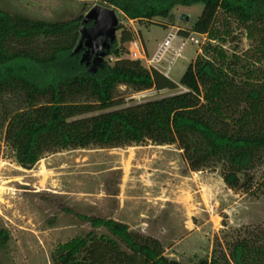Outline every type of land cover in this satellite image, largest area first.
I'll return each instance as SVG.
<instances>
[{"label":"trees","instance_id":"trees-1","mask_svg":"<svg viewBox=\"0 0 264 264\" xmlns=\"http://www.w3.org/2000/svg\"><path fill=\"white\" fill-rule=\"evenodd\" d=\"M101 1L130 20L163 26L155 18H169L177 6L203 3L190 30L179 34L226 41L215 28L222 11L246 27L255 44L254 65L240 73L221 46L208 44L175 82L125 56L124 44L134 33L122 26L120 44L115 42L106 56L114 62L105 58L87 65L74 52L84 13L54 21L0 6V133L17 162L32 167L46 154L67 149L178 143L193 171L220 164L231 188L264 195V0ZM120 86L133 94L175 92L117 108L124 103ZM89 221L106 232L91 230L60 244L53 264H183L166 255L160 239L124 222ZM8 241V232L0 230V251ZM189 264H264V228L247 227L227 241L226 250L218 242L211 257Z\"/></svg>","mask_w":264,"mask_h":264},{"label":"rangeland","instance_id":"rangeland-1","mask_svg":"<svg viewBox=\"0 0 264 264\" xmlns=\"http://www.w3.org/2000/svg\"><path fill=\"white\" fill-rule=\"evenodd\" d=\"M95 5L109 7L101 0H0V6L12 12L54 21L85 15ZM203 7V3L177 6L169 18H155L167 26L130 20L109 7L120 21L116 43L120 44L122 29L131 30L150 57L169 32L190 30ZM215 28L226 41L195 32L189 38L178 35L162 71L171 66L170 78L179 82L208 44L221 46L240 73L254 65L255 44L244 25L220 11ZM124 47L129 51L133 44ZM125 56L130 57V51ZM141 61L148 67L145 59ZM174 92L152 89L133 94L120 86L124 103L117 108ZM0 144V230L9 235L0 251L3 264H53L52 254L60 244L91 230L106 232L91 225L94 217L121 221L133 231L160 239L166 255L183 264L211 257L218 242L226 250L227 241L247 227L264 228L263 194L231 188L220 164L193 171L178 143L67 149L46 154L32 167L17 162L1 133Z\"/></svg>","mask_w":264,"mask_h":264},{"label":"water","instance_id":"water-1","mask_svg":"<svg viewBox=\"0 0 264 264\" xmlns=\"http://www.w3.org/2000/svg\"><path fill=\"white\" fill-rule=\"evenodd\" d=\"M90 21L93 22V26L88 29L86 24ZM119 24V17L115 9L95 5L84 16L79 44L74 52L79 53L85 45L88 50L93 48L97 53L96 58L100 62L104 61L109 54L111 46L117 41L116 34ZM98 46L102 50L100 53L97 52ZM86 54L87 52L84 53L82 61L85 60Z\"/></svg>","mask_w":264,"mask_h":264},{"label":"built area","instance_id":"built-area-1","mask_svg":"<svg viewBox=\"0 0 264 264\" xmlns=\"http://www.w3.org/2000/svg\"><path fill=\"white\" fill-rule=\"evenodd\" d=\"M180 32V29L172 30L169 32L168 36L159 44L158 48L156 49L155 53L147 57L145 51L141 48L138 41H132L133 47L130 48V57L133 59H145L148 63V67H154L160 71L162 69L160 66H162V62L166 60V57L169 55V53L172 50L173 47V41L177 39ZM184 37V36H182ZM190 37V36H189ZM188 37V38H189ZM186 38V37H185ZM184 40L182 41V44H184ZM174 52H177V56L181 55L179 51L175 50ZM166 76L170 77L171 73V66H169L166 71H162ZM142 93V92H140Z\"/></svg>","mask_w":264,"mask_h":264},{"label":"flooded vegetation","instance_id":"flooded-vegetation-1","mask_svg":"<svg viewBox=\"0 0 264 264\" xmlns=\"http://www.w3.org/2000/svg\"><path fill=\"white\" fill-rule=\"evenodd\" d=\"M86 26L88 27V28H91L92 26H93V22H88L87 24H86ZM92 45H93V43H92ZM97 52L98 53H100L102 50L100 49V46H98L97 47ZM86 53L87 52V54H86V56H85V61L87 62V65L88 64H90V62L91 61H93L94 63H96V62H100L97 58H96V55H97V53L93 50V48H91V49H89L88 50V48L84 45L83 46V48L80 50V54L82 55L83 53Z\"/></svg>","mask_w":264,"mask_h":264}]
</instances>
